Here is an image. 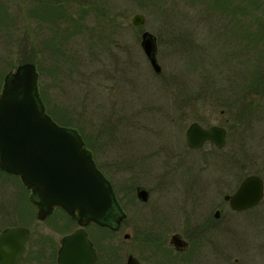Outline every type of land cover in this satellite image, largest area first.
<instances>
[{
    "label": "rangeland",
    "instance_id": "rangeland-1",
    "mask_svg": "<svg viewBox=\"0 0 264 264\" xmlns=\"http://www.w3.org/2000/svg\"><path fill=\"white\" fill-rule=\"evenodd\" d=\"M0 20V85L23 60L35 63L47 112L81 132L128 212L119 232L90 225L94 240L120 246L121 264L130 253L168 264L172 235L155 254L139 227L151 206L177 222L185 207L192 226L207 220V264H264V198L241 212L224 198L247 175L264 179V0H0ZM146 30L158 39L160 73L141 45ZM194 121L227 127L226 145L190 148ZM137 185L151 190L148 205ZM30 196L0 171V211L27 214L38 231L50 224Z\"/></svg>",
    "mask_w": 264,
    "mask_h": 264
},
{
    "label": "water",
    "instance_id": "water-1",
    "mask_svg": "<svg viewBox=\"0 0 264 264\" xmlns=\"http://www.w3.org/2000/svg\"><path fill=\"white\" fill-rule=\"evenodd\" d=\"M145 20V15L136 13L132 23L143 25ZM141 45L154 71L160 73L156 35L145 31ZM226 134L224 127L205 128L193 122L186 137L192 148H201L206 141L224 147ZM0 168L20 176L32 191L30 200L38 207V218L45 219L58 207L78 220L80 228L63 238L59 264L97 263V250L86 226L97 223L116 231L127 214L78 130L59 125L47 114L33 62L19 64L4 79L0 92ZM137 194L143 201L149 198L146 187L139 186ZM224 198L236 211L254 207L264 198V179L258 174L248 175L234 193ZM215 215L219 217L220 212ZM28 232L15 226L0 233V264H15L22 257ZM126 264L142 263L130 255Z\"/></svg>",
    "mask_w": 264,
    "mask_h": 264
},
{
    "label": "flooded vegetation",
    "instance_id": "flooded-vegetation-1",
    "mask_svg": "<svg viewBox=\"0 0 264 264\" xmlns=\"http://www.w3.org/2000/svg\"><path fill=\"white\" fill-rule=\"evenodd\" d=\"M106 15L107 14H105V16ZM219 126H222V125H219ZM222 127H225V126H222ZM225 128L227 130V134H226V139H227L229 129L227 127ZM206 143H213V142L206 141L205 144ZM218 148L222 149V147H218ZM93 154H95L94 151H93ZM171 166H174V165H171ZM98 167L104 172V170L100 166ZM106 177L109 178L107 175ZM139 186L146 187L144 185H137L136 194H137V188ZM146 188L149 190V198L147 201L141 200L137 194V198L139 199L142 205H148L149 204L148 202L151 198V190L148 187ZM118 200L120 201L121 206L123 210L126 212L127 217H128V212L126 208L123 206L122 200L119 198ZM8 202L9 204H12V203L16 204L15 201H8ZM12 206L14 207L15 205L12 204ZM229 206H230V203H229ZM183 208H184L182 209L183 215L180 216V221L177 222L176 218H172V217L169 218L163 215V213L160 212V209L157 206H151L150 208L151 215L148 218L149 224L146 226L141 225L139 227V230L141 231V233L157 235L159 245L157 244L156 245L159 246L158 248L159 251L157 250L155 254H158L160 252L166 253L165 248H164L166 245L164 244V241H161V239H163L162 236H167L169 234L172 235L170 238V248L169 249L166 248L168 254H165V256H167L168 258L169 256L171 257L169 258L168 264H192V262H194V259H195L194 258L195 255L193 251L196 250V247L200 248L199 250L200 251V259H199L200 264H207V253L205 249L207 244L206 242L204 243V241H206L207 239L206 235H208L207 220L203 221L198 226H192L191 217L185 214L188 212L189 208L188 209H186L185 207ZM247 210H250V209H247ZM217 211L221 212L220 210H216V212ZM17 214L18 213H15L14 211H11V210L7 211L6 213H3L2 211H0V233H2L7 228H11L15 226H22L29 230L28 245H27L26 251L22 255V257H20L16 261L15 264H35V263L59 264V250L61 248L63 238L67 235L73 234L77 229H79L80 224L78 223V220L76 218L71 217L65 210L61 208H55L48 217H46L45 219H40V221L42 222H49L50 225H47L46 228L40 229L38 231H34L33 228L31 227V221H30L31 217L27 216V214L25 213H21V216H17ZM215 214L214 216L216 217ZM36 215L38 217V214ZM65 216L67 218L69 217L71 220L70 222L77 224V226L69 227L70 223L68 222L66 224L64 221ZM127 217H125L122 220L120 228L113 232H119L122 229L123 224L125 223ZM90 225H95L105 230L107 229L105 227L99 226L94 223ZM89 226L86 227V230L98 254V260L96 264H121V261H120V253H122L121 247L113 246L111 244V241L108 239L107 235L105 234H102L99 240L97 239L94 240L91 232L88 231ZM107 230L112 231L109 228ZM58 234L60 235L58 236ZM175 235L177 237L173 238ZM124 237L125 239H130L131 234L127 232L125 233ZM100 240H103L101 241L102 243H100ZM139 241L141 244L144 245L145 244L144 236H142V238H140ZM145 245L149 246L150 244H145ZM151 246H154V245L151 244ZM154 250L155 249H153V251ZM130 255H134V254L130 253L127 257V260ZM136 257L139 259V261L142 264H145L144 259H141L138 256ZM127 260L125 261V263H122V264H126Z\"/></svg>",
    "mask_w": 264,
    "mask_h": 264
},
{
    "label": "trees",
    "instance_id": "trees-1",
    "mask_svg": "<svg viewBox=\"0 0 264 264\" xmlns=\"http://www.w3.org/2000/svg\"><path fill=\"white\" fill-rule=\"evenodd\" d=\"M0 23H5V21L4 20H0ZM28 61V59H26L25 61L23 60L22 62H27ZM262 83H264V79L261 81ZM3 86V85H2ZM2 86L0 85V91H1V88H2ZM42 97V96H41ZM42 99H43V97H42ZM44 100V99H43ZM55 118V117H54ZM55 120H57V119H55ZM58 121V120H57ZM61 124H63V123H61ZM81 133V132H80ZM82 135V134H81ZM82 137H83V135H82ZM83 139H84V141H85V144L88 146V148H90V146L88 145V143L86 142V139H85V137H83ZM92 151H93V149L92 148H90ZM0 171H3V172H6V171H4V170H1L0 169ZM6 173H8V172H6ZM8 174H11V173H8ZM12 175H14V174H12ZM14 176H16V175H14ZM17 178H19L18 176H16ZM20 179V178H19ZM21 180V179H20ZM26 187V186H25ZM27 188V187H26ZM144 242L145 243H148V244H154V245H156V244H158V237H157V235H152V234H145L144 235Z\"/></svg>",
    "mask_w": 264,
    "mask_h": 264
}]
</instances>
